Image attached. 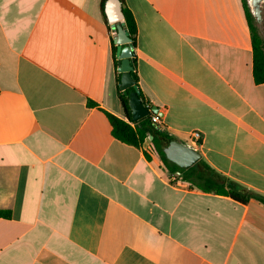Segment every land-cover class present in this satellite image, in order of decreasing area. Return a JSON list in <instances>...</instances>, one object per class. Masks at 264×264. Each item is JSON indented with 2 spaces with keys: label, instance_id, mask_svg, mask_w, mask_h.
I'll return each mask as SVG.
<instances>
[{
  "label": "crops",
  "instance_id": "1",
  "mask_svg": "<svg viewBox=\"0 0 264 264\" xmlns=\"http://www.w3.org/2000/svg\"><path fill=\"white\" fill-rule=\"evenodd\" d=\"M102 2L0 0V264H264L263 203L203 191L151 140L113 136L107 113L128 115ZM126 2L165 132L264 196V84L242 0Z\"/></svg>",
  "mask_w": 264,
  "mask_h": 264
},
{
  "label": "trees",
  "instance_id": "2",
  "mask_svg": "<svg viewBox=\"0 0 264 264\" xmlns=\"http://www.w3.org/2000/svg\"><path fill=\"white\" fill-rule=\"evenodd\" d=\"M122 4V11L125 16L124 19V27L128 31L129 36L132 40V44L134 49L137 45V37H138V26L135 19V16L132 10L127 5L126 0H120ZM107 0H103L102 2V12L107 20V15L105 12V5ZM243 7L245 11V15L247 18L249 30L251 33V41H252V49H253V76L254 80L257 84H264V36H262L259 32V28L257 26V20L252 12V7L250 5L249 0H242ZM109 30L113 33H117L112 30L109 26ZM114 45V43H113ZM117 53V47H114V54ZM133 73L137 79V86L140 91V97L144 104L151 109V103L146 99L143 92L141 91L138 85V77L136 75V63L134 59V71ZM134 88H130V92H133ZM119 97L121 102L127 112V117H131V109L129 106V97L124 94L123 91L119 89ZM155 113L151 111L149 116L144 118L141 121L135 122L132 119L125 121L111 113H107V116L112 125V134L113 136L129 145L135 147H142L143 144L149 139V136H152V146L153 150L160 156L161 160L165 164L167 170L170 173L180 172V178L182 181L189 182L197 188L206 191V192H215L218 194H223L227 196H231L232 198L239 200L241 202H248L250 199L254 198L261 203L264 204V196L259 194L249 192L245 188H243L238 183L229 180L225 176L219 174L215 170H213L205 161L199 160L193 167L189 169H183L179 167L177 164L171 162L166 154L165 148L169 146V144L175 139L168 135L165 131L161 130L154 122H152V115ZM148 155V154H147ZM149 157V155H148ZM0 216H4L6 218H10L9 211H0Z\"/></svg>",
  "mask_w": 264,
  "mask_h": 264
},
{
  "label": "water",
  "instance_id": "3",
  "mask_svg": "<svg viewBox=\"0 0 264 264\" xmlns=\"http://www.w3.org/2000/svg\"><path fill=\"white\" fill-rule=\"evenodd\" d=\"M249 1L257 22H260L263 18L262 3H264V0ZM105 10L112 30L117 32L115 43L117 44V57L119 59V88L129 97V106L131 109V117H127V120L132 119L138 122L149 116L151 111L156 112L158 109H149L140 97L137 79L133 73L135 49L128 31L124 27L125 16L122 11L121 1L107 0ZM130 88H134V91L129 92ZM152 138V136H149V140H152ZM164 151L171 162L183 169L191 168L201 159V154L197 149L189 147L177 140L172 141Z\"/></svg>",
  "mask_w": 264,
  "mask_h": 264
},
{
  "label": "built area",
  "instance_id": "4",
  "mask_svg": "<svg viewBox=\"0 0 264 264\" xmlns=\"http://www.w3.org/2000/svg\"><path fill=\"white\" fill-rule=\"evenodd\" d=\"M152 122H154L161 130L165 131L164 127L162 126V117L160 114L155 113L154 115H152ZM191 137L196 143H200L203 138L202 133L199 131H193L191 133ZM177 175H180V173H177Z\"/></svg>",
  "mask_w": 264,
  "mask_h": 264
},
{
  "label": "rangeland",
  "instance_id": "5",
  "mask_svg": "<svg viewBox=\"0 0 264 264\" xmlns=\"http://www.w3.org/2000/svg\"><path fill=\"white\" fill-rule=\"evenodd\" d=\"M262 20L260 22H257V26L259 28V32L262 36H264V3H262Z\"/></svg>",
  "mask_w": 264,
  "mask_h": 264
}]
</instances>
